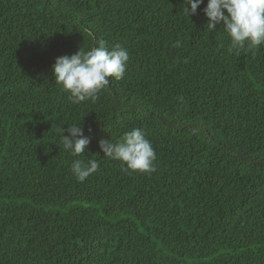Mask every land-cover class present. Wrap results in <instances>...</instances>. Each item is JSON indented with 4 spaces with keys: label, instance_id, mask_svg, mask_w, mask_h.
<instances>
[{
    "label": "trees",
    "instance_id": "trees-1",
    "mask_svg": "<svg viewBox=\"0 0 264 264\" xmlns=\"http://www.w3.org/2000/svg\"><path fill=\"white\" fill-rule=\"evenodd\" d=\"M207 3L0 0V264H264V44L208 32ZM101 41L128 51L124 76L73 104L56 58ZM134 128L152 171L99 147ZM75 159L98 168L81 182Z\"/></svg>",
    "mask_w": 264,
    "mask_h": 264
},
{
    "label": "clouds",
    "instance_id": "clouds-1",
    "mask_svg": "<svg viewBox=\"0 0 264 264\" xmlns=\"http://www.w3.org/2000/svg\"><path fill=\"white\" fill-rule=\"evenodd\" d=\"M202 4L204 0H185L187 15L196 14ZM203 11L208 18L207 31L213 32L217 25H222L230 37L232 49L264 44V0H208ZM128 60V51L118 44L109 47L101 41L87 51L80 47L74 54L56 58L53 65L55 83L68 93L73 104L86 100L95 102L110 78H123ZM58 131L65 151L75 157L85 153L90 139L84 135L83 126L73 123L67 129L61 127ZM65 131L69 135H65ZM99 147L104 157L121 161L126 170H154L156 153L140 128L125 132L116 142L101 140ZM70 167L75 178L83 182L97 170L98 163L95 159H89L87 163L75 159Z\"/></svg>",
    "mask_w": 264,
    "mask_h": 264
}]
</instances>
